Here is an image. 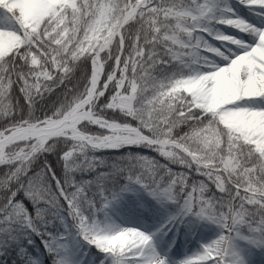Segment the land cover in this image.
Returning <instances> with one entry per match:
<instances>
[{
    "label": "snow or ice",
    "instance_id": "obj_1",
    "mask_svg": "<svg viewBox=\"0 0 264 264\" xmlns=\"http://www.w3.org/2000/svg\"><path fill=\"white\" fill-rule=\"evenodd\" d=\"M132 186L177 214L111 222ZM188 217L220 234L180 264L264 247V27L222 0H0V264H82L80 241L169 264L154 239Z\"/></svg>",
    "mask_w": 264,
    "mask_h": 264
},
{
    "label": "rangeland",
    "instance_id": "obj_2",
    "mask_svg": "<svg viewBox=\"0 0 264 264\" xmlns=\"http://www.w3.org/2000/svg\"><path fill=\"white\" fill-rule=\"evenodd\" d=\"M230 5L243 19L247 20L249 23L256 25L257 27H264V16L258 15L255 11L246 8L241 5L238 0H228ZM258 22V24L256 22ZM225 30V29H221ZM228 32H234V29H228ZM243 35V34H241ZM129 195L134 196L137 201L138 208L143 211H147L148 208L145 206V198H149L153 205L156 207V212L158 213L157 219L152 221H144L137 218H132L124 215L123 213L117 211L112 205L108 210V217L111 222L119 224L122 227H138L141 230L151 233L155 232L171 215H175L178 209H171L170 204L161 206L151 198L146 192L139 189L136 186H132V191L128 192ZM122 201L120 196L119 200L114 204H119ZM103 218V214H101ZM179 224L175 228L166 230L159 233L155 239L154 243L163 256H166L169 264H180V261L192 256L194 253L198 252L202 245L211 242L220 234V228L208 221H200L198 225L197 234L192 246L187 247L186 238L180 230ZM246 231V229L244 230ZM237 249L246 261V264H264V247L252 246L244 241H236Z\"/></svg>",
    "mask_w": 264,
    "mask_h": 264
},
{
    "label": "trees",
    "instance_id": "obj_3",
    "mask_svg": "<svg viewBox=\"0 0 264 264\" xmlns=\"http://www.w3.org/2000/svg\"><path fill=\"white\" fill-rule=\"evenodd\" d=\"M229 3L228 0H222V3ZM123 183V182H122ZM122 195V194H121ZM122 201L119 204H113L114 208L123 213L126 216L137 218L141 220L152 221L157 219L158 213L156 212V207L153 205L149 198L144 197L145 206L148 208L147 211L140 210L137 205V201L132 195H122ZM171 209H177L173 205H169ZM199 225V219L195 217H188L180 226L181 232L186 238L187 247L192 246L194 243L197 230ZM79 259L82 260V264H100L102 260H105V256L102 252H99L93 246L88 245L86 242L80 241L79 248Z\"/></svg>",
    "mask_w": 264,
    "mask_h": 264
}]
</instances>
